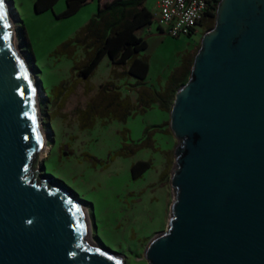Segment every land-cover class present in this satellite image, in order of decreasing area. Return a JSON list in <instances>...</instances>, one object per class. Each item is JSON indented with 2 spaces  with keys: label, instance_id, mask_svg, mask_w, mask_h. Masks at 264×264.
<instances>
[{
  "label": "water",
  "instance_id": "obj_1",
  "mask_svg": "<svg viewBox=\"0 0 264 264\" xmlns=\"http://www.w3.org/2000/svg\"><path fill=\"white\" fill-rule=\"evenodd\" d=\"M12 26L0 0V264H126L90 241L71 192L32 169L47 142ZM169 129L177 145L168 224L144 259L264 264V0H219Z\"/></svg>",
  "mask_w": 264,
  "mask_h": 264
},
{
  "label": "rangeland",
  "instance_id": "obj_2",
  "mask_svg": "<svg viewBox=\"0 0 264 264\" xmlns=\"http://www.w3.org/2000/svg\"><path fill=\"white\" fill-rule=\"evenodd\" d=\"M10 8L19 53L31 70L46 134L45 152L34 163L39 177L67 188L86 211L91 241L125 258L126 264H148L144 252L149 242L167 229L172 202L168 160L173 166L176 140L168 132L169 113L161 107L162 91L175 69L200 47L207 24L189 37L174 38L157 22L139 35L148 43L142 53L150 71L144 81L155 96L139 98L136 80L117 77L105 57L89 79L79 76L84 49L73 39L98 12V0L89 1L76 15L58 19L67 0L37 14L36 0H5ZM158 0L146 5L154 13ZM24 25L32 52L24 40ZM69 50L62 46L71 42ZM109 84L117 99L104 108L101 88ZM141 88V87H139ZM148 161L152 167L138 178L132 167ZM172 169V167H171ZM171 173V170H170ZM40 179V178H39ZM84 211V212H85Z\"/></svg>",
  "mask_w": 264,
  "mask_h": 264
},
{
  "label": "trees",
  "instance_id": "obj_3",
  "mask_svg": "<svg viewBox=\"0 0 264 264\" xmlns=\"http://www.w3.org/2000/svg\"><path fill=\"white\" fill-rule=\"evenodd\" d=\"M90 0H67L66 10L56 15V18H70L76 15ZM148 0H111L99 6L96 15L89 23L77 34L72 41L83 47L84 60L78 66L79 76L89 79L105 57H109L113 66V73L117 77H131L136 80L135 88L138 90L139 98L149 99L155 94L148 88H144V81L147 79L150 71L149 59L143 56V52L148 48L147 41L139 35V32L153 23V13L148 9L146 3ZM58 0H37L35 10L37 14L44 13L54 8ZM219 0H217V3ZM215 9L209 13V19H206L200 25L205 26L207 21V30L215 24ZM24 40L27 42L28 50L31 54L32 45L26 34L24 25L22 26ZM71 42L62 46L63 50H69ZM199 49V48H198ZM198 51V50H197ZM191 55L185 63L175 69L169 77L164 89L157 93L158 101L161 107L170 113L172 104L175 100L177 91L188 82L194 57L197 53ZM141 87V88H139ZM109 84L101 88L99 101L94 100L92 105L97 108H104L109 100H116V94L112 92ZM168 132L171 133L169 129ZM170 159L168 160L167 172L170 175ZM152 167L148 161H138L132 167L134 178L142 176Z\"/></svg>",
  "mask_w": 264,
  "mask_h": 264
},
{
  "label": "built area",
  "instance_id": "obj_4",
  "mask_svg": "<svg viewBox=\"0 0 264 264\" xmlns=\"http://www.w3.org/2000/svg\"><path fill=\"white\" fill-rule=\"evenodd\" d=\"M217 4V0H158L153 22L169 36L189 37L216 11Z\"/></svg>",
  "mask_w": 264,
  "mask_h": 264
},
{
  "label": "crops",
  "instance_id": "obj_5",
  "mask_svg": "<svg viewBox=\"0 0 264 264\" xmlns=\"http://www.w3.org/2000/svg\"><path fill=\"white\" fill-rule=\"evenodd\" d=\"M37 1V0H36ZM36 1H35V3H36ZM91 1V0H90ZM92 1H94V0H92ZM107 1H111V0H98V9H99V6L101 5V4H104L105 2H107Z\"/></svg>",
  "mask_w": 264,
  "mask_h": 264
},
{
  "label": "bare ground",
  "instance_id": "obj_6",
  "mask_svg": "<svg viewBox=\"0 0 264 264\" xmlns=\"http://www.w3.org/2000/svg\"><path fill=\"white\" fill-rule=\"evenodd\" d=\"M35 89H36V87H35ZM36 94H37V91H36ZM43 130V133H44V136H45V139H46V134H45V131H44V129H42ZM45 150H47L46 149V147H45ZM45 150H44V152H45ZM34 168V167H33ZM32 168V169H33ZM85 211V210H84ZM85 215H86V211H85ZM86 217H87V215H86ZM90 241H91V236H90Z\"/></svg>",
  "mask_w": 264,
  "mask_h": 264
}]
</instances>
